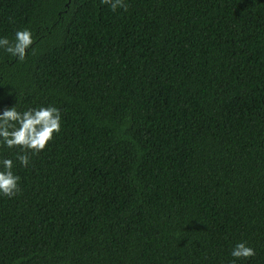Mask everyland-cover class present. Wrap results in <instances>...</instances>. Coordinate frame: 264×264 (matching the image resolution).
Here are the masks:
<instances>
[{
    "label": "trees",
    "instance_id": "16d2710c",
    "mask_svg": "<svg viewBox=\"0 0 264 264\" xmlns=\"http://www.w3.org/2000/svg\"><path fill=\"white\" fill-rule=\"evenodd\" d=\"M0 0V110L62 126L0 198V264H264V0ZM4 154H8L5 150Z\"/></svg>",
    "mask_w": 264,
    "mask_h": 264
},
{
    "label": "clouds",
    "instance_id": "9594fccd",
    "mask_svg": "<svg viewBox=\"0 0 264 264\" xmlns=\"http://www.w3.org/2000/svg\"><path fill=\"white\" fill-rule=\"evenodd\" d=\"M112 11L127 9L125 0H101ZM34 47L31 28L14 29L11 37L0 35V53L7 54L17 62L25 61ZM62 126L61 109L55 104L19 107L15 102L0 110V198L9 199L20 192L21 177L16 166L29 167L31 156L43 152L48 143L58 134ZM5 150L8 154H4ZM255 248L247 240L232 243L228 264L245 262L255 256Z\"/></svg>",
    "mask_w": 264,
    "mask_h": 264
}]
</instances>
